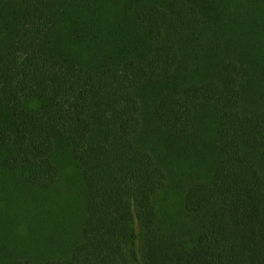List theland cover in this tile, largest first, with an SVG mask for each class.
I'll list each match as a JSON object with an SVG mask.
<instances>
[{"label":"trees","instance_id":"trees-1","mask_svg":"<svg viewBox=\"0 0 264 264\" xmlns=\"http://www.w3.org/2000/svg\"><path fill=\"white\" fill-rule=\"evenodd\" d=\"M0 264H264V0H0Z\"/></svg>","mask_w":264,"mask_h":264},{"label":"rangeland","instance_id":"rangeland-1","mask_svg":"<svg viewBox=\"0 0 264 264\" xmlns=\"http://www.w3.org/2000/svg\"><path fill=\"white\" fill-rule=\"evenodd\" d=\"M73 173L72 169H71V165H68L65 168L64 171V176L69 179L70 175ZM171 187V188H170ZM177 190L175 189V187L172 185H169L167 187V189H165L157 198V206L158 209H165V210H169L171 213H173L174 211H176V209L179 206V199H178V194L176 192ZM78 218V217H77ZM72 227L69 225V228ZM73 231L75 229H77V223H76V227L73 226ZM28 239V237H27Z\"/></svg>","mask_w":264,"mask_h":264}]
</instances>
